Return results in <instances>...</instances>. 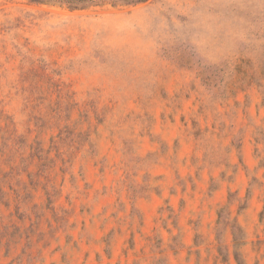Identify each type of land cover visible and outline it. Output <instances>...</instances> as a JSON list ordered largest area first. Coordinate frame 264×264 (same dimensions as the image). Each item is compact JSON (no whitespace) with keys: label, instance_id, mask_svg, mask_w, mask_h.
<instances>
[{"label":"rangeland","instance_id":"1","mask_svg":"<svg viewBox=\"0 0 264 264\" xmlns=\"http://www.w3.org/2000/svg\"><path fill=\"white\" fill-rule=\"evenodd\" d=\"M0 264H264V0H0Z\"/></svg>","mask_w":264,"mask_h":264},{"label":"trees","instance_id":"2","mask_svg":"<svg viewBox=\"0 0 264 264\" xmlns=\"http://www.w3.org/2000/svg\"><path fill=\"white\" fill-rule=\"evenodd\" d=\"M40 3L67 5L71 8H86L92 5H99L105 2L117 4H137L147 0H34Z\"/></svg>","mask_w":264,"mask_h":264}]
</instances>
